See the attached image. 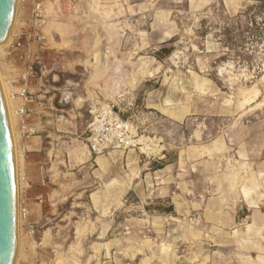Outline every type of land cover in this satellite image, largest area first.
<instances>
[{
  "label": "rangeland",
  "instance_id": "obj_1",
  "mask_svg": "<svg viewBox=\"0 0 264 264\" xmlns=\"http://www.w3.org/2000/svg\"><path fill=\"white\" fill-rule=\"evenodd\" d=\"M115 17L116 29L131 39L123 41V49L136 38L144 47L130 59L145 61L146 49L155 57L135 104L164 116L146 130L136 110L135 116H124L137 127V137L142 135L129 149L163 163L178 159L180 151L183 173L153 177L158 190L147 198L134 192L123 198L106 216L114 226L102 237L97 227L88 233L78 229L83 218L96 222L98 216L79 198V183L52 181L44 190L30 185L18 138L19 203L27 213L15 264H264V0H19L13 30L0 44L7 94L25 90L12 99L13 124L31 121L33 106L45 110L40 88L49 96L81 79L84 66L71 72L74 62L64 53L75 51L79 40L68 37L65 25L74 23V35L81 36L96 20L110 31ZM101 54L100 49L91 68L117 60L113 53ZM125 65L123 60L120 67ZM55 68L63 72L59 82L49 75ZM147 92L148 104L157 105L144 106ZM101 105H112L121 115L131 110H120L114 99L95 102L90 119ZM167 109L178 110L180 117L165 115ZM34 134L28 128L26 136ZM88 136L87 128L89 145ZM209 158L217 160L216 174L191 171L189 163ZM253 206L260 210L256 217ZM255 219L257 229L251 227Z\"/></svg>",
  "mask_w": 264,
  "mask_h": 264
},
{
  "label": "crops",
  "instance_id": "obj_2",
  "mask_svg": "<svg viewBox=\"0 0 264 264\" xmlns=\"http://www.w3.org/2000/svg\"><path fill=\"white\" fill-rule=\"evenodd\" d=\"M116 19L115 17L113 20L115 22L111 23L113 29L110 31L103 29L105 21L102 23L101 20H96L95 25L89 27L81 36L74 35L78 30V26L75 30L74 23L65 25L63 30L69 33L68 37L79 40V43L75 44L76 46L73 45V48H76L75 51L67 49L64 50V53L66 56L68 55V61L74 62L70 69L71 72H77L78 64L84 66L83 71L79 72L82 75L81 79L72 83V86L65 92H51L52 94L49 96L47 91L43 92L40 88L41 92L38 97L45 98L47 101L45 110L41 107L42 110L37 112V108L33 106L30 113L31 121L25 122L26 120L19 119L17 123L13 124L14 135L16 134L19 138L18 148L22 153L21 163L24 165L30 185L44 190L47 187V182H68L72 179L75 183H79V198L87 199L85 206L87 204V209H90L91 204L98 212V216L96 222H87L83 218L78 229L88 233L90 228L97 227L102 237L114 226V219L106 216L114 213L123 198L131 195L132 192L139 198H147L150 196V192L158 190L152 187L153 177L160 176L169 179L167 176L170 173L173 175L176 173L177 176L183 173L180 160L183 155L180 151L178 159L163 163L159 158L147 159L137 149L115 150L94 156L86 142L87 128L91 120L89 107L95 102L102 103L114 99L120 110L131 109L130 112L127 111L128 113L120 114L122 117L129 113L128 118L135 116L136 113H131L136 110L139 114L136 118L141 120L142 125L146 127L145 130L153 128L157 122L164 119V116L160 117L158 112L144 111L138 104H135L142 82L152 75L155 57L146 49L143 52L145 57L142 56L145 61H140V63L132 61L130 59L132 53L144 47L138 46L136 38L131 48L126 46L124 48L127 50L123 49V41L130 42L131 39L124 38L120 28L116 29L119 23ZM82 25L84 28L86 27L85 22ZM100 42H102L101 46H99ZM100 49L103 54H101L102 58L113 53L117 60L111 65H106V61H104L91 68L94 56ZM127 56L129 57L127 58ZM75 57L78 59L75 60ZM123 60L127 62V65L121 68ZM60 70L55 68L49 74L54 82L60 81L63 75ZM66 81L69 85L70 81ZM40 83L41 81L36 80L35 88L40 87ZM150 92H147V97H145V107L157 105V102L148 104V93ZM51 110L54 113L53 116H50ZM168 112L170 114L167 112L164 114L172 118L180 117L178 110L171 109ZM28 128H32L35 134L27 137ZM167 148L170 149V145ZM48 163L50 167L45 168ZM189 167L195 174L205 172L206 174H216L218 172L217 160L214 158H209L205 162H191ZM243 187L246 188V186ZM82 203L84 205V202ZM211 209L213 211L216 208L211 206ZM258 214H260V210L253 206L252 215L256 217ZM259 225L255 219L251 227L257 229ZM102 231L105 233H101ZM106 244L98 243L100 246Z\"/></svg>",
  "mask_w": 264,
  "mask_h": 264
},
{
  "label": "water",
  "instance_id": "obj_3",
  "mask_svg": "<svg viewBox=\"0 0 264 264\" xmlns=\"http://www.w3.org/2000/svg\"><path fill=\"white\" fill-rule=\"evenodd\" d=\"M19 0H0V44L13 30ZM19 196L15 135L0 77V264H15L19 243Z\"/></svg>",
  "mask_w": 264,
  "mask_h": 264
},
{
  "label": "built area",
  "instance_id": "obj_4",
  "mask_svg": "<svg viewBox=\"0 0 264 264\" xmlns=\"http://www.w3.org/2000/svg\"><path fill=\"white\" fill-rule=\"evenodd\" d=\"M22 92L24 96L25 90L23 89ZM88 131L90 149L96 154L111 149L123 150L135 147L142 137V135L137 137L138 134L135 132L137 127L134 126L133 121L123 118L112 105L95 106L92 109Z\"/></svg>",
  "mask_w": 264,
  "mask_h": 264
},
{
  "label": "bare ground",
  "instance_id": "obj_5",
  "mask_svg": "<svg viewBox=\"0 0 264 264\" xmlns=\"http://www.w3.org/2000/svg\"><path fill=\"white\" fill-rule=\"evenodd\" d=\"M7 43V42H6ZM3 45H5V44H3ZM0 77H1V75H0ZM1 80H2V78H1ZM2 83H3V81H2ZM3 87H4V89H5V93H6V96H7V100H8V102H9V106L11 105V102L12 101H14V100H12L13 98H18L17 96H20V98H21V96H23L22 95V91H23V89H24V87L22 86L21 88H20V92H18V93H15L14 91H12L11 92V95L9 94H7V91H6V88H5V85H4V83H3ZM11 96V97H10ZM17 111V114L19 113V111H18V109L16 110ZM22 111H23V109H22ZM10 112H11V117H12V110H11V106H10ZM18 116V115H17ZM12 120H13V117H12ZM18 136H16L15 135V146H16V161H17V180H18V196L20 195L19 194V191H20V179H19V176L20 175H18V167H19V164H20V161H19V158H18V156H17V140H18V138H17ZM22 167V166H21ZM20 169V168H19ZM20 171V170H19ZM23 206V205H22ZM24 212H26V211H24V210H22V207H21V204L19 203V225L21 224V219L23 218V217H25V213ZM27 213V212H26ZM20 239V238H19ZM18 252H19V250H18ZM17 252V258H18V256H19V253ZM17 258H16V261H17Z\"/></svg>",
  "mask_w": 264,
  "mask_h": 264
}]
</instances>
